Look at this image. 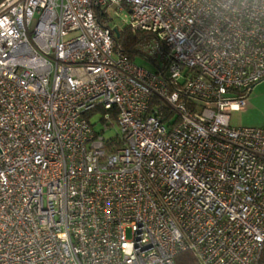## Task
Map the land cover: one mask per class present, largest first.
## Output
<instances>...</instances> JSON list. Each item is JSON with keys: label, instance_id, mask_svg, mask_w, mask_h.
Instances as JSON below:
<instances>
[{"label": "built area", "instance_id": "2783aa9c", "mask_svg": "<svg viewBox=\"0 0 264 264\" xmlns=\"http://www.w3.org/2000/svg\"><path fill=\"white\" fill-rule=\"evenodd\" d=\"M262 79L264 0H1L0 264H264V126L230 123Z\"/></svg>", "mask_w": 264, "mask_h": 264}, {"label": "trees", "instance_id": "16d2710c", "mask_svg": "<svg viewBox=\"0 0 264 264\" xmlns=\"http://www.w3.org/2000/svg\"><path fill=\"white\" fill-rule=\"evenodd\" d=\"M97 16H100L99 12ZM113 37L115 51L123 53L128 60L133 62H136L138 59L148 61L154 67L153 71L155 73L166 78L169 63L168 52L164 44L155 34L142 30H132L126 26L122 29L118 28V36L116 37L114 35ZM158 56L162 57V66L156 64ZM261 259L264 262V251H262ZM174 261L175 264H194L196 258L191 250H183L176 254Z\"/></svg>", "mask_w": 264, "mask_h": 264}, {"label": "rangeland", "instance_id": "374dc122", "mask_svg": "<svg viewBox=\"0 0 264 264\" xmlns=\"http://www.w3.org/2000/svg\"><path fill=\"white\" fill-rule=\"evenodd\" d=\"M108 12L112 17V26H117L119 29L127 26L128 14L123 12L121 14H116L113 8H109ZM139 66H142L148 70H153V66L144 59L136 60ZM156 64L162 66V57L158 56L156 59ZM101 117L100 113H97L93 120L95 122V128L98 130L101 127V122L99 121ZM230 123L234 127H261L264 126V79L255 83L250 92L247 94L245 104L242 109L235 110L230 113ZM117 130L116 124L109 127L106 135L114 134ZM129 238V232L126 233Z\"/></svg>", "mask_w": 264, "mask_h": 264}, {"label": "water", "instance_id": "95a60500", "mask_svg": "<svg viewBox=\"0 0 264 264\" xmlns=\"http://www.w3.org/2000/svg\"><path fill=\"white\" fill-rule=\"evenodd\" d=\"M112 30H113L114 35L117 37L118 36V27L117 26H113Z\"/></svg>", "mask_w": 264, "mask_h": 264}]
</instances>
